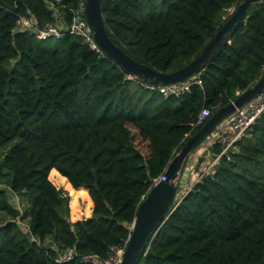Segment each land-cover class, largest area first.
I'll use <instances>...</instances> for the list:
<instances>
[{
  "label": "trees",
  "instance_id": "obj_1",
  "mask_svg": "<svg viewBox=\"0 0 264 264\" xmlns=\"http://www.w3.org/2000/svg\"><path fill=\"white\" fill-rule=\"evenodd\" d=\"M240 1L102 0L100 11L114 46L171 74L199 56ZM84 3L0 0V264H85L84 254L104 259L123 246L152 180L202 127L200 112L208 110V120L264 73V3L247 8L191 76L200 85L167 98L77 36L37 38L47 26L68 27ZM20 17L33 27L20 28ZM221 150L214 144L211 157ZM53 170L78 194L88 193L90 216L70 221ZM200 175L135 264H264V111ZM69 250L70 260L55 261Z\"/></svg>",
  "mask_w": 264,
  "mask_h": 264
},
{
  "label": "water",
  "instance_id": "obj_2",
  "mask_svg": "<svg viewBox=\"0 0 264 264\" xmlns=\"http://www.w3.org/2000/svg\"><path fill=\"white\" fill-rule=\"evenodd\" d=\"M101 1L85 0L83 7L86 24L96 44L108 58L120 65L129 75L155 86L183 83L192 75L197 74L234 32L244 18L246 9L253 4L264 3V0H241L198 57L179 71L171 74H160L145 65L134 62L112 44L101 17ZM263 90L264 73L253 86L239 94L234 101L220 108L206 120L200 130L181 147L168 164L164 174L165 181L159 182L149 189L138 205L120 264H135L149 237L158 232L161 224L169 216L177 196L181 173L188 158L221 122L237 108L254 99Z\"/></svg>",
  "mask_w": 264,
  "mask_h": 264
},
{
  "label": "built area",
  "instance_id": "obj_3",
  "mask_svg": "<svg viewBox=\"0 0 264 264\" xmlns=\"http://www.w3.org/2000/svg\"><path fill=\"white\" fill-rule=\"evenodd\" d=\"M46 1L48 3L49 1L51 3H58L60 0H46ZM17 24L22 29H30L33 27L34 22L32 21L31 18L20 17L19 20L17 21ZM63 31L68 32L70 35H74L81 38L83 43L86 44L89 47V49L93 50L96 53H101L100 48L96 44L93 35L86 24L85 17L83 14V8L73 13L71 23L68 27L63 28L58 24H54L51 26H47L43 30L36 32V36L38 39H45L47 37L59 38L62 35L61 32ZM147 84H148L147 88L150 91L157 92L162 97L167 98L172 96L179 97L188 91L190 85L192 84L200 85L201 81L199 80V76L196 75L195 77L193 76L183 83L174 84V85L155 86L149 83ZM263 111H264V90L254 99L248 101L240 108H237L228 118H226L214 129L212 134L204 141L207 142V145H203L204 142L201 145L205 147L204 154H210V150L214 144H219L222 150L220 154H218L214 158L211 157L209 162L205 165L204 170L201 173L202 175L208 173L216 165L221 155L225 154L228 150L232 149V147L237 143V141L247 133L249 128L260 117ZM208 116H209V111L203 109L197 118L196 126L202 125L207 120ZM204 154H200V155H204ZM202 163L203 162H198L199 165H201ZM192 170H193V165L188 164L186 166L185 173L189 175ZM200 178L201 175L199 179ZM163 181H165V176H160L157 179L152 180V187L157 185L159 182H163ZM183 185H185V183ZM184 190L177 193L176 198ZM131 229L132 226L130 227V230ZM126 243L127 241L123 246L112 248L110 250L109 255L104 259H101L96 254H84L80 257V261L85 264H120ZM72 254L73 253L71 250L66 251L58 255L55 258V261L57 263L68 261L72 258Z\"/></svg>",
  "mask_w": 264,
  "mask_h": 264
},
{
  "label": "crops",
  "instance_id": "obj_4",
  "mask_svg": "<svg viewBox=\"0 0 264 264\" xmlns=\"http://www.w3.org/2000/svg\"><path fill=\"white\" fill-rule=\"evenodd\" d=\"M203 145H207V142H204ZM198 150V149H197ZM188 159L187 163L185 164L182 173H181V178H183V176H186V182L185 185H183V188H186L187 185L191 186L193 183H195L196 181L199 180L200 174L203 172L205 165L209 162V160L211 159V155L210 154H204V155H200L202 154V152L200 150H198ZM200 159V160H199ZM199 160V161H198ZM202 161L203 163L201 165L198 164V162ZM188 164L193 165V170L191 171V173L188 175L186 174L184 171L186 169V166ZM54 172V178L56 176H58V178H56V181L59 185H62V187L68 186V182L67 181H63L61 180V177L55 170L51 171V173ZM50 173V174H51ZM52 184L57 187V183L55 181H52ZM70 186V185H69ZM58 188V187H57ZM67 188V187H66ZM65 188V189H66ZM70 189H72L73 191H75V193L72 195L74 197V199L77 201V205L75 206V215L73 216L71 213V209L70 210V215H71V219L72 221L81 219V218H85L91 215V208H92V202L91 199L88 195V193H86V196L84 195V199L86 200V206L84 210H88V213H83L81 210V206L80 203L81 201H83V199H81L80 195L77 193V189H73L71 186L69 187ZM182 188V189H183ZM68 191V189H66ZM181 190L177 189V193H179Z\"/></svg>",
  "mask_w": 264,
  "mask_h": 264
},
{
  "label": "rangeland",
  "instance_id": "obj_5",
  "mask_svg": "<svg viewBox=\"0 0 264 264\" xmlns=\"http://www.w3.org/2000/svg\"><path fill=\"white\" fill-rule=\"evenodd\" d=\"M151 96V93H147V94H145V98H149ZM198 150H200L201 152H202V154H204L205 153V147L204 146H199L198 147ZM2 152L3 151H0V154H2ZM195 153V152H194ZM193 153V154H194ZM192 154V155H193ZM54 172H52L51 174H50V180H52V181H55L56 183H57V181H56V178H58V176H56L55 178H54ZM61 180H63V181H66L64 178H61ZM69 184V183H68ZM58 187V188H57ZM57 189H63L66 193H67V196H68V206H69V209H71V213H72V215L74 216L75 215V212H77V211H75V206L78 204L77 203V201L74 199V197L72 196L75 192L72 190V189H70L69 187V185L68 186H65V187H62V185H59L58 183H57ZM67 187V188H66ZM68 189V191L66 190V189ZM190 188V186H188L187 185V187L186 188H184L185 189V191L187 190V189H189ZM184 189H181V191L182 190H184ZM180 191V192H181ZM80 195V194H79ZM85 194H81L80 195V197H81V199H83V201H81V203H80V206H81V210H82V212L85 214V213H88V210L86 209V210H84L85 209V206H86V200L84 199V196ZM86 196V195H85ZM13 200V197H11L10 198V202H14L15 204H16V206L18 207L19 206V208H21V205L19 204V202H18V200L17 199H15L14 201H12ZM69 219H70V221H72V219H71V215H70V213H69ZM27 224H26V222H22V223H20V226L21 227H23V228H27V226H26ZM45 244H47V245H50V244H52L51 243V239L50 238H48V239H46V241H45Z\"/></svg>",
  "mask_w": 264,
  "mask_h": 264
},
{
  "label": "clouds",
  "instance_id": "obj_6",
  "mask_svg": "<svg viewBox=\"0 0 264 264\" xmlns=\"http://www.w3.org/2000/svg\"><path fill=\"white\" fill-rule=\"evenodd\" d=\"M196 152V151H195Z\"/></svg>",
  "mask_w": 264,
  "mask_h": 264
}]
</instances>
